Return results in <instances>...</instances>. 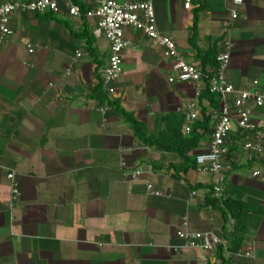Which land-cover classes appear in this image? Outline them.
<instances>
[{
    "label": "crops",
    "instance_id": "0c3cea01",
    "mask_svg": "<svg viewBox=\"0 0 264 264\" xmlns=\"http://www.w3.org/2000/svg\"><path fill=\"white\" fill-rule=\"evenodd\" d=\"M7 1L12 0L0 4ZM72 1L85 11L98 0ZM185 1L154 0L157 27L188 60L213 69L203 65V55L220 51L232 2L188 0L185 8ZM238 11L229 29L234 49L226 78L236 88L253 80L264 87V0H242ZM8 26L14 35L0 45V264H198L199 252L183 249L175 234L185 216L190 230H213L230 243L225 236L236 223L202 207L203 186L211 178L197 168L183 172L176 154L137 139L116 110L132 114L152 140L162 118L193 97L191 83H167L172 62L161 47L139 32L124 31L132 45L122 53L108 102L100 71L109 45L93 37L90 54L78 37L85 29L91 34L88 20L71 18L60 4L58 14H13ZM77 51L81 57L74 60ZM103 107L108 110L102 113ZM252 120L264 124V109ZM209 134L190 156L202 151ZM251 138L229 134L231 169L224 173L222 193L246 205L244 247L254 246L256 263L264 264V180L252 177L264 156L248 161L242 144ZM135 169L141 172L138 181L130 177ZM11 172L21 193L12 207L6 177ZM145 181L163 195L146 194Z\"/></svg>",
    "mask_w": 264,
    "mask_h": 264
},
{
    "label": "built area",
    "instance_id": "2783aa9c",
    "mask_svg": "<svg viewBox=\"0 0 264 264\" xmlns=\"http://www.w3.org/2000/svg\"><path fill=\"white\" fill-rule=\"evenodd\" d=\"M229 8V21L224 24L225 34L220 43V51L215 56L213 69H205L188 60L179 50L176 43L168 36L163 35L156 23L154 12V0L126 1L98 0L91 9H82L72 0H12L0 4V45L6 43L14 35L8 26L10 16L21 14H58L60 4H65L68 15L71 18L86 19L90 24V31L94 38H103L109 45L107 62L100 71V84L107 94L106 100L112 101L114 84L122 71V53L131 47V42L124 37L125 30L139 32L145 38L155 42L162 48V56L172 62L171 72L167 76L168 84L191 83L194 95L183 105L175 109V113L182 118L181 133L188 135L193 126L202 120L199 100L204 91L216 95L219 99L218 108L212 109L209 104L205 115L210 117L212 127L208 141L203 145L201 152L193 155L199 172L211 178L212 197L219 199L222 194L224 173L231 169L227 161L229 155L228 137L233 131L240 134H252L250 140L244 141L242 150L247 154L248 161L256 157L264 156V124H254L252 118L256 111L264 109V87L257 80H253L250 86L236 88L226 78L230 56L234 48L229 29L239 18L238 7L242 0H231ZM185 8L190 7L188 0ZM29 47V46H28ZM33 50L29 47L28 52ZM81 57L80 52H75L74 60ZM71 68V66H70ZM70 68L66 75H69ZM203 100L202 102H204ZM108 107L101 109V112ZM234 128V129H233ZM141 172L132 170L130 177L138 181ZM7 179L10 185V207L19 200L21 193L15 181V174L8 173ZM252 177H262L264 180V165L252 171ZM146 194L159 197L163 194L152 183L145 181ZM232 226L235 225L230 220ZM176 237L183 241V249H192L199 252L198 264H220L218 248L221 247L225 256H230L240 264H257L255 261L254 246L244 247V240L240 248L229 251L230 245L213 230L192 231L188 227L187 217L175 232Z\"/></svg>",
    "mask_w": 264,
    "mask_h": 264
},
{
    "label": "trees",
    "instance_id": "16d2710c",
    "mask_svg": "<svg viewBox=\"0 0 264 264\" xmlns=\"http://www.w3.org/2000/svg\"><path fill=\"white\" fill-rule=\"evenodd\" d=\"M197 21V15L195 13L193 17V26L190 29L189 38V42L193 47H195ZM78 37H82L86 40L89 46L88 51L91 55H93V36L85 29V31L79 34ZM215 56H212L210 52L204 53L203 57H207V59L206 61H203V65L205 66L207 65L206 63H211V66H215ZM203 100L208 102L209 106L212 109L218 108L219 99L216 95L204 91L202 97L199 100V103L201 104ZM111 104L116 105L117 101H113V103ZM116 110L121 114L123 119L130 124L137 139L143 140L144 143L155 145L156 148L160 149L161 151L176 154L182 160V168H184L183 172L190 168H197L194 161V156H190L189 153L200 146V143L205 139L204 137L206 133L210 132L211 134L212 131V127L210 126V117L205 115V107H201V111L203 114L202 120L194 124L190 134L183 135L181 133L182 118L176 113H171L162 118L159 135L152 140L145 137L146 131L144 125L138 122L132 114L125 112L119 107H116ZM203 188L206 190V193L204 195V202L202 207H210L221 212L225 223H229L230 219L234 220L236 223L233 231L226 233L225 236V239L229 240L230 242L229 251L240 248L244 240V237L242 235L244 218L248 213L246 205L243 202L227 197L223 193L221 194L219 199L213 198L212 187L209 185L203 186ZM218 259L220 261V264H229L231 257L225 256L222 248L219 247Z\"/></svg>",
    "mask_w": 264,
    "mask_h": 264
},
{
    "label": "rangeland",
    "instance_id": "374dc122",
    "mask_svg": "<svg viewBox=\"0 0 264 264\" xmlns=\"http://www.w3.org/2000/svg\"><path fill=\"white\" fill-rule=\"evenodd\" d=\"M236 33V32H235ZM235 36V35H234ZM231 38L233 39V36L231 35ZM234 43V42H233ZM234 49V48H233ZM233 51V50H232ZM245 170H247V167L243 168Z\"/></svg>",
    "mask_w": 264,
    "mask_h": 264
}]
</instances>
